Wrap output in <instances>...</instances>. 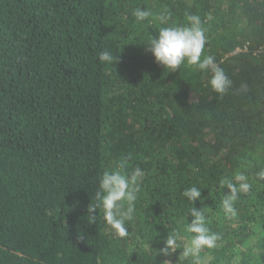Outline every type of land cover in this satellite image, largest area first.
<instances>
[{"label":"trees","instance_id":"trees-1","mask_svg":"<svg viewBox=\"0 0 264 264\" xmlns=\"http://www.w3.org/2000/svg\"><path fill=\"white\" fill-rule=\"evenodd\" d=\"M137 8L153 16L138 22ZM186 14L201 19V59L232 81L223 95L210 70L173 72L146 50ZM125 158L122 174L143 175L121 237L88 206ZM261 169L264 0H0V264H264ZM240 173L251 187L231 216L220 182ZM192 186L194 204L182 195ZM193 206L219 239L185 258Z\"/></svg>","mask_w":264,"mask_h":264},{"label":"clouds","instance_id":"clouds-1","mask_svg":"<svg viewBox=\"0 0 264 264\" xmlns=\"http://www.w3.org/2000/svg\"><path fill=\"white\" fill-rule=\"evenodd\" d=\"M133 15L136 20L144 21L153 16L150 10L137 8ZM171 13L165 12L158 14L155 18L161 23L170 19ZM187 26H170L161 27L158 35L151 37L148 41L147 51L154 57L155 62L164 68L172 69L173 72L185 62L188 65L195 66L201 71L211 72L209 85L212 90L223 95L231 86L232 81L226 75L224 70L215 62V58L211 55L204 56L201 59L202 52L206 43L205 31L201 27V19L198 15L186 14ZM99 59L102 62L114 63L117 57L111 56L108 52H101ZM246 88L245 86H242ZM127 163V158L122 160L119 166L114 170H107L103 173L99 188L96 193L97 204L88 206V213H91V221L95 222L96 209L102 208L106 223L121 237L127 236L128 231L125 226L126 221L133 219L134 202L139 192L138 178L143 175L142 170L137 167L129 176L122 174L121 169ZM257 179L264 180V169L256 174ZM233 181L221 180V185H226L229 194L222 201V206L226 214L235 216L236 212L233 207L234 201L238 198L239 193H247L251 185L247 182V177L243 174H237ZM182 195L194 204L200 200L201 190L195 186L187 188ZM191 222L187 225V231L194 233L190 244L185 246L182 256L200 257V253L204 248L212 249L216 247L219 239L216 233L210 232L206 227L205 215L201 209L193 206L190 210ZM176 234L167 235L164 244L165 247L160 251L165 255L169 254L170 249L176 246ZM203 264H208L207 258L203 260Z\"/></svg>","mask_w":264,"mask_h":264}]
</instances>
